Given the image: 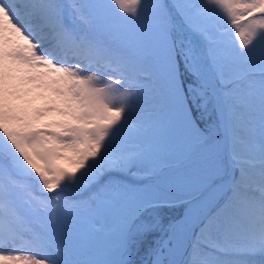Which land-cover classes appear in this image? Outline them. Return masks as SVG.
Here are the masks:
<instances>
[{"label": "snow or ice", "instance_id": "snow-or-ice-1", "mask_svg": "<svg viewBox=\"0 0 264 264\" xmlns=\"http://www.w3.org/2000/svg\"><path fill=\"white\" fill-rule=\"evenodd\" d=\"M0 264H264V0H0Z\"/></svg>", "mask_w": 264, "mask_h": 264}, {"label": "rangeland", "instance_id": "rangeland-1", "mask_svg": "<svg viewBox=\"0 0 264 264\" xmlns=\"http://www.w3.org/2000/svg\"><path fill=\"white\" fill-rule=\"evenodd\" d=\"M43 103H44V101L40 100V99H36L34 101V105L37 107L41 106ZM181 210H182L181 204L178 201L174 206H169V207L161 210L160 215L162 218H164L165 223H166L168 219H171L172 217L178 215ZM90 227L93 230H99L101 232H108L111 228V225H110V223H108L104 220H99V221L93 222V224L90 225Z\"/></svg>", "mask_w": 264, "mask_h": 264}]
</instances>
